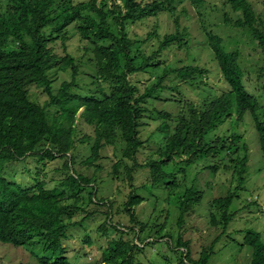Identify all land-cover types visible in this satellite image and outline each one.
<instances>
[{
    "label": "trees",
    "instance_id": "trees-1",
    "mask_svg": "<svg viewBox=\"0 0 264 264\" xmlns=\"http://www.w3.org/2000/svg\"><path fill=\"white\" fill-rule=\"evenodd\" d=\"M190 1L198 8L206 2ZM225 1L234 12L242 15L236 23L237 28L251 31L264 48V32L256 26L258 18L250 1ZM177 2L0 0L1 243L29 250L40 249L41 264H72L67 257L65 241L71 229L82 227L91 215L84 217L80 223L73 222V218L79 212L87 211L81 206L85 203L86 195L94 205L102 200L97 199L100 191L98 183L90 187L97 181L75 173L69 174L76 164L73 153L77 146L75 134L81 110L83 113L80 118L94 128L95 135L91 153L83 162L87 167L100 169L98 162L107 147L122 150L123 159L114 165V169L118 174L119 168L125 166L131 187L135 170L149 167L153 175V188L165 187L168 193L166 202L175 200L179 204V227L183 226L186 214L199 206L203 193L195 187L186 189L173 173L174 169L179 167V172L185 176L188 168L202 162L208 164L205 169L213 174L224 168L237 176L239 185L225 196L212 201L211 221L213 225H219L221 220L225 230L233 221L236 214L230 213V209L239 191L245 189L250 148L247 143H242L243 135L235 129L230 135L211 137V134L226 122L242 121L249 114L259 135L264 156V119L261 117L264 113H261L263 107L259 98L251 95L243 84L244 72L239 51H227L222 38L208 31L204 23L202 30L207 48L229 89L203 101L200 107L190 104L189 114H180L173 129L167 122L173 121V116L159 112L164 120L159 131L167 136L159 152L160 157L158 160H150L146 165H139L136 161L144 146L140 128L144 114L148 112L145 107L151 102H170L180 98L174 93L172 96L167 95V90L174 92L178 87L165 85L172 76L179 78L181 84L194 86L204 85L203 79L208 74L206 69L197 66L174 68L163 59L165 52L174 47L189 49L190 34L186 29H181ZM164 14H168L174 21L175 33L161 36L155 27L146 35L149 40L136 41L131 37V26ZM71 26L77 30L81 40L93 47L96 72L91 76L85 75L90 83H81V67L68 51ZM153 38L157 40L156 51L144 54L138 48V53H135L134 49L139 43L149 42ZM60 48H63V53H59ZM85 50L88 52L89 48ZM156 70H162V74L153 80L151 74ZM53 71H71L72 77L61 85L56 95L53 90L54 80L51 78ZM148 74L151 76L150 83H142L140 76ZM137 83L142 85V89ZM34 86L42 89L49 97L47 104L41 105L30 98L29 90ZM261 87L264 88V85ZM53 109L55 114H52ZM27 158L39 162L66 159L63 170L67 178L54 189H47L46 184L39 180L30 189H25L21 184L7 179L5 174L8 166ZM127 161H133V165L129 166ZM182 165L184 167L180 168ZM133 189L125 209L130 222L139 230L135 232L130 229L135 235L134 239H128V232L120 230L119 239H110L107 234L110 213H107L106 223L100 227L107 236V247L102 253L104 264H143L138 263L137 255L144 256L153 245L146 243L148 238L159 237L164 231L165 224L155 223L151 227L150 223L138 220L135 207L143 200ZM170 211L166 209L168 217ZM216 215H220V220H217ZM158 225L160 229L153 231ZM113 229L117 230V227ZM85 242L90 244V239ZM176 245L172 251L184 249L180 264H210L214 254L212 245L204 248L195 260L190 242L179 236ZM243 246L253 251L251 264H264V240L261 234L247 233Z\"/></svg>",
    "mask_w": 264,
    "mask_h": 264
},
{
    "label": "rangeland",
    "instance_id": "rangeland-1",
    "mask_svg": "<svg viewBox=\"0 0 264 264\" xmlns=\"http://www.w3.org/2000/svg\"><path fill=\"white\" fill-rule=\"evenodd\" d=\"M249 1L258 18L256 26L264 32V0ZM176 5L181 29H186L190 34L189 49L174 47L165 52L163 59L174 68L197 66L206 69L208 74L203 79L204 85L194 86L181 84L179 78L172 76L165 85L170 88L180 85V88L177 87L174 92L167 90V95L172 96L174 93L180 98L170 102H151L145 107L148 112H145L143 125L140 128V138L144 141V146L136 158L139 165H146L150 160H158L159 152L165 144L167 136L159 131L160 124L164 123L159 112L170 113L173 116V121H167L173 129L180 114H189L190 104L200 107L203 101L229 89L207 48L202 23L208 31L222 38L227 51H239L240 64L244 72L243 84L251 95L259 98L260 105L263 107L261 113H264V88L261 87L264 85V48L260 45V40L254 38L251 31L237 28L236 23L242 15L234 12L225 0H206L205 5L200 8L193 6L190 0H178ZM155 27L161 36L176 32L174 21L168 14L131 26L129 31L131 37L135 38L134 40L142 41L148 38L146 35L155 30ZM69 31L71 36L68 51L76 58V64L81 67V83H90L91 81L85 75L91 76L96 72L93 63V47L81 40L74 26H71ZM86 47L89 48L88 52L85 50ZM157 47V40L153 38L149 42L139 43L134 50L136 54L138 48L144 54H151L156 51ZM59 53H63V48H60ZM161 74L162 70H156L151 75L154 80ZM150 77L149 74L141 75L140 80L148 84ZM51 78L54 80L53 90L56 95L61 85L71 80V71H53ZM138 86L141 88L142 85L138 84ZM29 93L30 98L36 103L45 105L49 101V97L39 87L30 88ZM82 113L83 110L78 114L76 125L77 146L73 153L76 157V164L69 174L75 173V175L97 181L90 187L98 183L100 191H98L97 199L102 200L94 205L89 202L86 195L85 203L80 205L87 211H81L73 218V222L80 223L84 217L91 215L82 227L71 229L69 238L65 241V247L68 250L67 257L72 264H104L102 253L107 247V236L100 227L106 223L107 213H110V220L107 223V231L109 230L107 234L110 239L117 240L121 237L118 230L128 232L130 236L127 238L134 239L135 235L130 232V229H134L135 232L139 229L130 222V216L125 209L130 193L134 192L133 187L136 189L135 194L143 200L139 206L135 207L138 220L142 223H150L151 227L155 226V223L165 224L164 231L160 235L163 238L160 236L148 238L146 243H153V245L146 250L144 256L137 255L138 263L180 264L181 252L184 249L181 248L178 251H172V249L177 247V239L182 236L184 241L190 242L192 256L195 260L199 258L204 248L214 245V254L210 259V264H251L253 251L250 247L243 246L247 233H259L264 240V156L251 115L246 114L242 121L236 123L228 121L211 134V137L230 135L235 129L243 135L242 143H247L250 148L245 189L239 191L238 197L231 206L230 213L236 215L225 230L220 215H216L217 220H220L219 225L212 224L210 205L213 200L225 196L228 191L234 190L239 185L238 178L232 174V171L221 168L213 174L205 169L208 165H205V162L188 168L185 176L179 172V167L174 169L173 173L178 176L180 183H183L186 189L195 187L203 193L199 206L194 211L189 210L183 226L179 227V204L174 202L175 200L171 203L166 202L168 193L165 187L153 188V175L149 167L144 166V168L135 170L133 187H131V183L127 180L125 166L119 168L118 174L115 173L114 165L123 159L122 150H118V147L117 149L107 147L102 151V159L98 162L100 169L83 164L91 153L95 135L94 128L80 118ZM52 114H55L54 109ZM263 115L261 117L264 119ZM66 161V159H56L39 162L36 159L27 158L10 164L5 175L7 179L21 184L25 189L36 185L37 180L44 182L47 189H54L67 178V173L63 170ZM127 163L129 166L133 165V161H127ZM183 167L184 165L180 166V168ZM183 186L182 190H184ZM167 208L171 209L169 217L166 214ZM214 213L217 212L214 211ZM160 225L156 226L153 231L159 230ZM115 226L117 230L113 229ZM88 238L90 244L85 242ZM155 240L157 242H153ZM41 256L40 249L39 251L38 249L29 250V248H18L0 242V264H41L39 259Z\"/></svg>",
    "mask_w": 264,
    "mask_h": 264
}]
</instances>
